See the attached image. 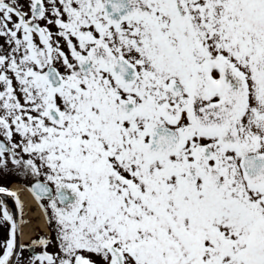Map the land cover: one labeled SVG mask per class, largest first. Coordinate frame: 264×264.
Returning <instances> with one entry per match:
<instances>
[{"label": "snow or ice", "instance_id": "obj_1", "mask_svg": "<svg viewBox=\"0 0 264 264\" xmlns=\"http://www.w3.org/2000/svg\"><path fill=\"white\" fill-rule=\"evenodd\" d=\"M0 264H264V0H0Z\"/></svg>", "mask_w": 264, "mask_h": 264}, {"label": "flooded vegetation", "instance_id": "obj_2", "mask_svg": "<svg viewBox=\"0 0 264 264\" xmlns=\"http://www.w3.org/2000/svg\"><path fill=\"white\" fill-rule=\"evenodd\" d=\"M21 184H22V178L21 179H18L16 176H8V177H5L3 179V185L4 186H7V188H9L10 190L11 189H16V188L20 187ZM24 193H26L31 198L30 194L26 190H23V191L20 192V198H21V200H22V195ZM3 199L6 201L7 207L11 211H13V212H16L17 211L14 198H10V197L4 196ZM37 211H38V220L36 222H34V223L31 222V224L29 225V227H27V228L24 229L25 235L22 236V238H21L22 239V242H27V240L29 238V234L32 232V229H34V228H38L42 232H47L48 231V229L45 227V225L43 223L42 217L40 216L39 209H37L36 212ZM27 217H25V219H27Z\"/></svg>", "mask_w": 264, "mask_h": 264}, {"label": "bare ground", "instance_id": "obj_3", "mask_svg": "<svg viewBox=\"0 0 264 264\" xmlns=\"http://www.w3.org/2000/svg\"><path fill=\"white\" fill-rule=\"evenodd\" d=\"M22 199H23L26 203H28V204H30V205L33 204V201L30 199V197H29L26 193H24V194L22 195ZM35 216L38 217V211L36 212Z\"/></svg>", "mask_w": 264, "mask_h": 264}, {"label": "rangeland", "instance_id": "obj_4", "mask_svg": "<svg viewBox=\"0 0 264 264\" xmlns=\"http://www.w3.org/2000/svg\"><path fill=\"white\" fill-rule=\"evenodd\" d=\"M36 211L35 212H30L27 219L30 220L31 222H36L38 220V217L35 216Z\"/></svg>", "mask_w": 264, "mask_h": 264}]
</instances>
